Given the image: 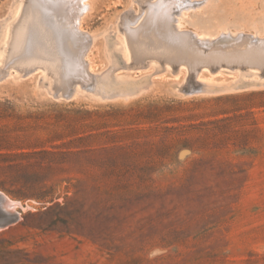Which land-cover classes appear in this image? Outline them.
I'll return each instance as SVG.
<instances>
[{
    "label": "rangeland",
    "instance_id": "1",
    "mask_svg": "<svg viewBox=\"0 0 264 264\" xmlns=\"http://www.w3.org/2000/svg\"><path fill=\"white\" fill-rule=\"evenodd\" d=\"M21 1L0 0V222L19 214L0 264H264V73L135 63L125 35L168 16L222 50L264 38V0H86L68 98L51 91L68 72L4 64ZM43 1L69 32L70 6Z\"/></svg>",
    "mask_w": 264,
    "mask_h": 264
},
{
    "label": "bare ground",
    "instance_id": "2",
    "mask_svg": "<svg viewBox=\"0 0 264 264\" xmlns=\"http://www.w3.org/2000/svg\"><path fill=\"white\" fill-rule=\"evenodd\" d=\"M71 8L70 33L49 22H43L39 10L47 2L43 0H22L19 14L12 25L10 52L4 60V64L11 63L15 70L23 77L29 76L38 70L51 73L54 77L68 72L62 82L67 84L65 88L51 89L54 97L68 98L75 82H86L85 77L76 75L77 60L87 51L84 36L78 31L79 19L85 11L86 0H59ZM171 18L163 20L152 28L150 17L140 22L136 27H128L126 24L125 35L127 47L135 63H143L146 60H159L170 64L184 63L188 66L191 75L196 76L203 68L235 67L245 70L254 69L258 73H264V38L253 39L241 37L229 48L214 51H197L194 48V40L190 34L176 35L172 33ZM130 24H133L132 22ZM78 45V46H77ZM19 46V47H17ZM18 53L16 56L15 54ZM63 65L68 68L62 71ZM72 80V81H71ZM197 83L191 81L184 88L186 93H194ZM7 201V200H5ZM0 196V206L5 205ZM12 202H10L11 204ZM9 204V201H8ZM18 212L11 211L5 220L11 222L18 218Z\"/></svg>",
    "mask_w": 264,
    "mask_h": 264
},
{
    "label": "water",
    "instance_id": "3",
    "mask_svg": "<svg viewBox=\"0 0 264 264\" xmlns=\"http://www.w3.org/2000/svg\"><path fill=\"white\" fill-rule=\"evenodd\" d=\"M2 213H3V211L0 209V217H1ZM5 224H8V226H10L11 225V221L7 219Z\"/></svg>",
    "mask_w": 264,
    "mask_h": 264
},
{
    "label": "trees",
    "instance_id": "4",
    "mask_svg": "<svg viewBox=\"0 0 264 264\" xmlns=\"http://www.w3.org/2000/svg\"><path fill=\"white\" fill-rule=\"evenodd\" d=\"M19 155H21V154H19Z\"/></svg>",
    "mask_w": 264,
    "mask_h": 264
}]
</instances>
